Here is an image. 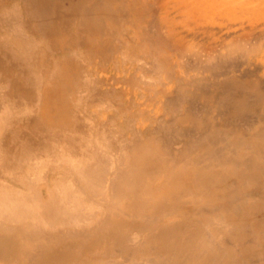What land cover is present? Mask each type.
<instances>
[{"label": "bare ground", "instance_id": "bare-ground-1", "mask_svg": "<svg viewBox=\"0 0 264 264\" xmlns=\"http://www.w3.org/2000/svg\"><path fill=\"white\" fill-rule=\"evenodd\" d=\"M0 264H264V0H0Z\"/></svg>", "mask_w": 264, "mask_h": 264}, {"label": "rangeland", "instance_id": "rangeland-1", "mask_svg": "<svg viewBox=\"0 0 264 264\" xmlns=\"http://www.w3.org/2000/svg\"><path fill=\"white\" fill-rule=\"evenodd\" d=\"M165 47H166V46H165ZM167 47L169 48L168 45H167ZM167 47H166V48H167ZM170 47H172V46H170ZM168 48H167V51H168V52H166L165 54H168L169 51H170L171 53H173L172 50H170V48H169V50H168ZM171 49H172V48H171ZM174 49H175V48H173V51H175ZM163 51H164V50H163ZM119 59H121V58H119ZM119 59H118V60H119ZM113 63H114V62H112V61L109 62V63H107V64H106V68H108L107 71L109 72V74H111V73H112L113 75H114V73L117 74V76L114 75V76L117 77V78L115 77V78L117 79V82L114 83V87L116 86L117 89H116V88H114V89H115L116 91H118L120 94L123 93L124 91H125V92H124L123 94H126V93H127L126 90H128V91L130 92V94H128V97H130V98L132 97V98H131L132 101H136V100H137L136 95H138V94L141 93L142 91L139 90V89H137V92H136V90L132 89L133 84H132V86L130 87V86L128 85V83H126V84H122L123 82L121 83V82L119 81V78H122L121 76L124 77V76L127 75V74H128L129 76H130V74H131V76L133 75V72H132V71H134V69L131 68V67H129V66H130L129 64H130L131 62H127V64H125V65H124L123 62H122V64L124 65V66H123V65L121 64V60H119V61H117V63H116V66H117L116 68H117V69L114 67L115 63H114V64H113ZM118 64H119V65H118ZM120 64H121L123 67H122ZM126 65H127V66H126ZM128 65H129V66H128ZM109 66H110V67H109ZM119 66H120V67H119ZM127 67H128V68H127ZM111 68H112V69H111ZM114 68H115V69H114ZM121 68H123V69H121ZM126 68H127V69H131V70L133 69V70L129 72V70L126 71ZM113 70H114V71L116 70V71L114 72ZM111 71H112V72H111ZM110 72H111V73H110ZM122 72L125 73V74H123ZM113 75H110V76H113ZM152 77H153V78H152ZM155 77H156V76H154V74H153V75L151 74V78H152V79H154ZM151 78H150V80H152ZM118 83H119V85H121V86H120V89H119V87H118V86H119ZM117 85H118V86H117ZM124 86L126 87V89L124 88ZM122 87H123V88H122ZM121 88H122V90H121ZM149 88H150V87H149ZM149 88H148V87H145L144 90H143V92H145V95H146V96L149 94L148 97H150V92H151V89H152V88H150V89H149ZM148 89H149V90H148ZM148 91H149V92H148ZM131 92H132V93H131ZM131 94H132V95H131ZM133 97H134V98H133ZM144 97H145V96H144ZM144 97L141 98V100L143 99L142 101H144L145 98L147 99V97H145V98H144ZM150 99H151V98H150ZM136 102L139 103V100L136 101Z\"/></svg>", "mask_w": 264, "mask_h": 264}]
</instances>
